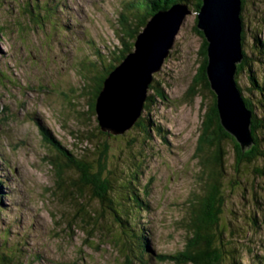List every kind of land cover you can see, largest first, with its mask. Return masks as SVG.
<instances>
[{
  "label": "rangeland",
  "instance_id": "374dc122",
  "mask_svg": "<svg viewBox=\"0 0 264 264\" xmlns=\"http://www.w3.org/2000/svg\"><path fill=\"white\" fill-rule=\"evenodd\" d=\"M37 1L42 7L45 4L53 6L51 10L42 9L46 12L43 20L37 21L33 14L22 15L21 5L18 11L11 5L10 12L6 3L0 7V30L3 33L0 68L5 76L4 80L0 79V196L5 204L0 211V236L5 233V228H10L9 241L16 242L15 236L23 241L16 250L22 249L24 253L14 255V247L8 250L13 264H127L126 251L116 244L119 228L110 212H106L100 228L96 227L91 233L82 226L67 228L71 205L62 201L61 190L56 192L54 189L56 173L46 159L53 150L47 147L42 132L43 127L63 145L74 148L72 144H75L81 147L79 150L87 147L91 152L93 145L82 144L84 141L79 137L77 142V138L69 133L78 131L85 136L75 122L80 126L86 122L85 117L77 114L81 111L77 110V104H71V100L76 97L82 85L80 80L86 75L80 69L85 54L89 52L86 45L97 47L90 49L94 56L105 46L118 45L117 19L124 0ZM30 5L36 3L32 1ZM189 9L168 57L161 69L153 74L162 82L164 100L158 102L151 117L162 127L164 142L151 134L153 140L144 143L140 129L135 125L123 134L108 132L112 136L107 143L109 170L114 165L112 180L119 182L121 172L132 168L133 173L124 174L122 179H136L137 189L146 197L143 200L148 207L146 212H141L140 218L148 226V242L154 253L147 264H172L161 257L183 249L189 202L200 190L199 156H204L206 151L197 152V139L204 131V112L213 98L210 89L196 81L202 61V38L195 31V10ZM253 9H249V15H244V19L249 26L256 28L254 13L259 15V12ZM74 14L78 15V24H57L59 18L68 20V17L73 23L76 21ZM65 26L66 33L72 32L73 37L66 36ZM258 36L264 38V28ZM251 37V33L244 34L248 43ZM85 63L88 64L89 60L86 59ZM245 81L242 84H246ZM76 102L82 104L83 99H75ZM93 125L97 126L96 120ZM93 142L96 152V140ZM146 146L152 150H147ZM204 147L206 149L207 144ZM120 148L126 153L132 151L131 155L127 154L129 162L125 163ZM140 154L142 158H139ZM223 154L221 165L231 174L233 156L227 143ZM132 157L137 159L132 161ZM256 164L264 169V161L259 160ZM69 174L71 180H76L73 173ZM257 180L248 186L246 197L250 203L247 207L240 197L233 198L239 202L237 208L241 206L239 209L233 207L240 219L236 222L239 227L243 226L241 217L252 213L264 222V207L258 209L255 205V198H260L256 185L264 187V180ZM234 188L236 194L240 185L239 189L237 185ZM232 194L228 196L227 212L233 205ZM140 197L144 196L141 194ZM91 208L100 211L96 203L92 202ZM220 222L224 226L223 215ZM245 236V242L252 238L249 248L257 256L264 254V229ZM0 244H3L2 240ZM253 254L243 252L241 263L256 264Z\"/></svg>",
  "mask_w": 264,
  "mask_h": 264
},
{
  "label": "trees",
  "instance_id": "16d2710c",
  "mask_svg": "<svg viewBox=\"0 0 264 264\" xmlns=\"http://www.w3.org/2000/svg\"><path fill=\"white\" fill-rule=\"evenodd\" d=\"M32 1L36 3L35 6L30 5ZM240 1L243 59L237 65L235 82L241 92L246 108L252 113L254 144L249 150L241 151L234 138L222 128L217 111L216 97L211 92L213 99L204 112L202 120L204 131L199 134L197 139V152L204 153L206 151V153L204 156L198 155L201 158L200 166H198L201 182L200 190L194 196V199L189 202L187 220L184 221L185 244L181 251L171 256L161 257V259L169 260L172 264H242L243 252L250 254L254 252V259H257L256 264H264L262 258L264 254L257 256L255 251L249 248L252 238L245 242L246 234L255 235L256 232L259 233L264 229L262 218H257L256 213H252L248 217L243 216L241 217L243 226L239 227L236 222H239L240 219L236 213L237 211L233 209V207L237 208L239 205V202L233 201L236 196L240 197L245 203L244 207H247V203H250V200L246 197L248 186L257 179V181L264 180V169L256 164L259 160L264 161V38L261 39L258 36L264 28V15L262 16L264 0ZM176 2L188 4L195 10L196 14L201 6V0H127L117 19L118 45L105 46L103 50L97 51L95 58L89 59L88 64L85 63L80 67L86 75L81 80L79 79L82 85L76 97L71 100V104H77V110L81 111L77 114L85 117V125L80 126L75 122L77 126L83 129L81 131L84 132L85 136L78 134V131H70L69 133L77 138V142L81 138L84 141L82 144L93 145L91 152H88L87 147L79 150L81 147L78 148V145L75 144H72L74 148L63 145L61 140L54 138L42 127L47 147L53 150L52 153H48L46 159L56 173V180L53 183V186H56L54 189L56 192L61 190L62 201H68L71 205L72 213L68 214L70 217L67 220V228L82 226L83 229H87L91 233L96 227L100 228L99 224H102L106 212H110L115 225L119 228V233L116 235V244L126 251L128 255L127 264H147L153 257L152 254L154 253L148 242L149 229L146 222L140 218L141 212H146L145 209L148 205L143 200L146 198L145 194L139 192L136 187V179L129 181L122 179L124 174L131 175L133 173L132 168L124 169L121 172L119 182L112 180V175L115 176V173L111 172L114 165L109 170V146L107 145L112 136L108 132H102L98 124L97 126L93 125L96 120L95 102L104 80L124 59L126 54L132 50L135 37L142 30L145 20L158 9L168 8L170 4ZM5 3L8 5L6 7L8 12H10L11 5L16 6V11L19 10L21 5V14L26 16L33 14L32 16L37 21L45 19L46 12L42 9H52V6L46 4H43L44 7H42V4H39L37 0H0V7L5 6ZM247 3H249V6H246ZM252 7H254V11L259 12V15L254 13L256 16L255 22L258 26L256 28L249 26L247 19H244V15L248 16L249 9L252 10ZM195 31L202 38L200 50L202 61L196 81L209 89L205 74L207 43L202 33L196 28ZM248 33L252 35L250 43L244 39V34ZM2 36L3 33L0 30V39ZM4 77L0 68V79L4 80ZM240 77L242 80H240ZM244 81L246 84H242ZM161 85L162 82L155 79L153 75V81L147 89V97L144 101L142 113L135 123V126L140 129L139 133L144 139V143L153 140L151 134L159 136L164 142L162 127L156 124L151 117L153 115L152 110L158 105V102L164 100ZM78 98L83 99L82 104L75 103V99L78 100ZM93 139L96 140V152H94L95 143ZM132 143L131 141L130 146H132ZM226 143L232 149L233 168L231 174L226 172L221 165ZM205 144H207L206 149ZM77 148L78 151H75ZM146 149L152 150L148 146H146ZM84 151H86V154ZM120 151L125 156V163L129 162L130 159L127 154L131 155L132 151L126 153L123 148H120ZM139 158H142L141 154ZM136 159V157H132V161ZM118 160H120L119 157ZM69 173H73L76 180H71L68 177ZM235 185H237V188L240 185V189L238 188L236 194L234 191ZM245 185L247 186L245 187ZM256 189L259 191L260 198H255V205L258 209H261L264 207V187H259L257 184ZM141 194L144 197H140ZM229 194H232L230 197L233 205L227 212ZM92 202L99 207V212L95 208L89 209ZM1 208H5V205L2 203V197L0 196V211ZM122 211L126 212L121 214ZM125 214L126 216H124ZM222 215L225 217L224 226L220 222ZM226 229L227 231H225ZM4 231L3 236H0V240L3 242V244H0V262L1 264H13L12 256L8 254V250L14 247V255L16 252L24 253L25 251L22 249L16 250L23 241L17 236H15L16 242L9 241L11 230L5 228ZM241 234H244V236ZM237 248L242 252H239ZM161 261L166 262V260Z\"/></svg>",
  "mask_w": 264,
  "mask_h": 264
},
{
  "label": "water",
  "instance_id": "95a60500",
  "mask_svg": "<svg viewBox=\"0 0 264 264\" xmlns=\"http://www.w3.org/2000/svg\"><path fill=\"white\" fill-rule=\"evenodd\" d=\"M196 29L207 43L206 79L217 102L222 128L242 152L254 144L252 113L235 83L242 59L240 0H201ZM168 6V5H167ZM186 4L176 2L158 9L145 20L133 48L104 80L95 102L96 120L102 132L123 134L139 119L153 74L169 55L174 37L188 14Z\"/></svg>",
  "mask_w": 264,
  "mask_h": 264
}]
</instances>
